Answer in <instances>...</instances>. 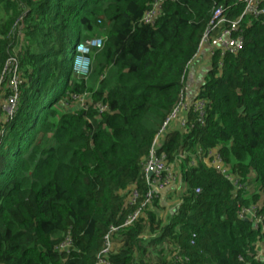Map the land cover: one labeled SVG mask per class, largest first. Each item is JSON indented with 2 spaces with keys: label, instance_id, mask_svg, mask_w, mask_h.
<instances>
[{
  "label": "trees",
  "instance_id": "obj_1",
  "mask_svg": "<svg viewBox=\"0 0 264 264\" xmlns=\"http://www.w3.org/2000/svg\"><path fill=\"white\" fill-rule=\"evenodd\" d=\"M236 2L0 0V87L7 69L20 79L16 115L0 107V264H264V15L243 18L241 53L212 59L195 97L204 125L191 110L162 137L172 197L123 228L149 193L153 143L186 101L213 14ZM95 38L79 79L69 56ZM85 96L79 109L73 97Z\"/></svg>",
  "mask_w": 264,
  "mask_h": 264
},
{
  "label": "built area",
  "instance_id": "obj_2",
  "mask_svg": "<svg viewBox=\"0 0 264 264\" xmlns=\"http://www.w3.org/2000/svg\"><path fill=\"white\" fill-rule=\"evenodd\" d=\"M241 4L244 5V12L242 17L235 21H232L230 16ZM262 4H264V0H237V2L232 5H222L218 7L215 10L212 20L203 36L200 46V53L204 49H207L209 52L208 55L211 60L216 56L224 57L227 54L237 55L241 53L246 46L245 38L241 35L242 20L245 16H253L255 18H258L264 15V8H262L261 6ZM160 12L161 2L157 1L153 5L152 9L147 12L141 22L146 25L153 24L156 18L159 16ZM92 42L94 43L95 41L92 40ZM8 82L9 87L13 90L14 94L9 97V101L7 105H4V109L7 112V115L9 113L11 114L10 118H13L15 116V112L13 111V109L18 104L17 102L19 96L16 93L18 84L20 82L19 75L17 73V67L12 69L10 74V81ZM15 96L17 98L14 102L13 99ZM9 102L13 104V107L9 106ZM205 108L206 103L203 100L198 101L196 98H194L189 103L183 101L180 106L174 111L172 116L166 121L153 143L149 160L145 167V174L148 179L147 185L149 188V193L146 196L145 202L136 210L134 214H132L128 218L123 228L129 227L134 224L141 216L144 207L148 204H151L154 199L161 197L165 192H167L168 189L172 187V184H175L176 182V176H174L171 172V169L167 167L164 157L160 155L161 140L164 134L167 132V129L174 125L180 128H185L188 124L186 115L191 110L198 114L197 122L203 126L205 122ZM205 162L207 164L211 163V166H214L222 173L227 174L226 169L223 168V161L219 157L217 152H210L209 155L205 158ZM196 192L200 194L201 190H197ZM139 198V192L135 190L131 194L130 203L136 204ZM245 212L252 213V211L250 210ZM115 231L117 230L113 229L111 233L106 237V247L103 255L108 254L112 251L113 242L111 240V235ZM71 247V243L70 241H68L67 243L61 245L60 251L61 253H69ZM101 264L109 263L103 260Z\"/></svg>",
  "mask_w": 264,
  "mask_h": 264
},
{
  "label": "rangeland",
  "instance_id": "obj_3",
  "mask_svg": "<svg viewBox=\"0 0 264 264\" xmlns=\"http://www.w3.org/2000/svg\"><path fill=\"white\" fill-rule=\"evenodd\" d=\"M94 43L92 42V40L90 41V43H87L88 45H79L76 46L77 50L72 51V54L69 56V63H70V67L73 68L75 75L77 76V78L82 79V78H86L89 77L90 74V59L88 58V54H90V51L88 49V46L90 45L91 47L94 48H100L102 46L101 42V38H95L94 39ZM76 45V42L74 43V46ZM77 51V52H76ZM12 69L10 68V70H7L6 75H10L11 74ZM4 84L2 85V87H0V94L2 93V96L0 98V107L4 105H7L8 103V95L9 91L7 90H3V88L9 87L7 78H4ZM17 97L15 96L13 101L15 102V99ZM87 96L83 97V99H79L77 97H73V102L74 105L77 106L79 109L83 107V105L86 104V100H87ZM11 101V100H10ZM9 106L13 107V104L11 102H9ZM16 106V105H15ZM16 108V109H15ZM18 107H14L13 111L15 112V115L17 113ZM8 117H11V114L8 113ZM177 182V181H176ZM175 182V183H176Z\"/></svg>",
  "mask_w": 264,
  "mask_h": 264
},
{
  "label": "crops",
  "instance_id": "obj_4",
  "mask_svg": "<svg viewBox=\"0 0 264 264\" xmlns=\"http://www.w3.org/2000/svg\"><path fill=\"white\" fill-rule=\"evenodd\" d=\"M208 50L204 49L201 53L199 52L197 54V57L192 62L188 77H187V97L186 102L189 103L192 99L196 97L198 87L203 83L204 77L206 75V72L210 69L209 65L211 64V59L208 55ZM211 66V65H210ZM176 187H174L175 189ZM169 190V189H168ZM165 192L161 196V200H165V203L168 199L172 197L170 191ZM170 195V196H169ZM169 205V204H168ZM164 216L168 215V213H164Z\"/></svg>",
  "mask_w": 264,
  "mask_h": 264
}]
</instances>
